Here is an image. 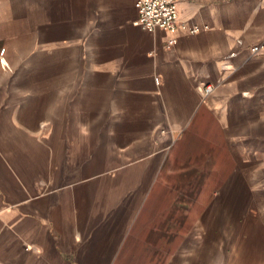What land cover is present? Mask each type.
Returning a JSON list of instances; mask_svg holds the SVG:
<instances>
[{
	"label": "crops",
	"instance_id": "1",
	"mask_svg": "<svg viewBox=\"0 0 264 264\" xmlns=\"http://www.w3.org/2000/svg\"><path fill=\"white\" fill-rule=\"evenodd\" d=\"M175 3L0 0V264H264V0Z\"/></svg>",
	"mask_w": 264,
	"mask_h": 264
},
{
	"label": "built area",
	"instance_id": "2",
	"mask_svg": "<svg viewBox=\"0 0 264 264\" xmlns=\"http://www.w3.org/2000/svg\"><path fill=\"white\" fill-rule=\"evenodd\" d=\"M134 6L137 11L135 24L143 30L172 32L176 28L178 9L175 0H134ZM168 42L172 44L175 40L171 38ZM261 47H264V42L253 45L251 51L256 52ZM211 89V85H206L203 91L206 94Z\"/></svg>",
	"mask_w": 264,
	"mask_h": 264
}]
</instances>
